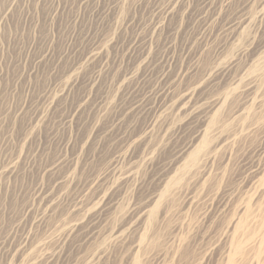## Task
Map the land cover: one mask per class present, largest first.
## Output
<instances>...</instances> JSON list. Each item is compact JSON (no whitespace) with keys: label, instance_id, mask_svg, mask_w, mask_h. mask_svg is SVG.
Segmentation results:
<instances>
[{"label":"rangeland","instance_id":"obj_1","mask_svg":"<svg viewBox=\"0 0 264 264\" xmlns=\"http://www.w3.org/2000/svg\"><path fill=\"white\" fill-rule=\"evenodd\" d=\"M262 232L264 0H0V264H264Z\"/></svg>","mask_w":264,"mask_h":264},{"label":"bare ground","instance_id":"obj_2","mask_svg":"<svg viewBox=\"0 0 264 264\" xmlns=\"http://www.w3.org/2000/svg\"><path fill=\"white\" fill-rule=\"evenodd\" d=\"M188 89V88H187ZM193 91V90H192ZM195 91V90H194ZM193 91V92H194ZM184 92V91H183ZM182 92V93H183ZM167 93V92H166ZM173 93V92H172ZM165 95V94H164ZM192 93H190V92H184L182 95H180V97H178V98H176L174 95L172 96V97H165L166 99L164 100V102H163V106H167V108H166V110H167V112H169L168 110H171V111H179V110H181L182 109V107H183V104L185 105V103H183L185 100H188L187 102V104H191V99H192ZM197 96V95H196ZM195 97V96H194ZM195 99V98H194ZM222 99V98H221ZM203 100H205V99H203ZM206 100H207V98H206ZM193 101V100H192ZM221 101V100H220ZM202 102V101H201ZM214 103V102H213ZM196 104H197V102H195V103H193L192 104V106H196ZM162 105V104H161ZM207 105V104H206ZM199 106V105H198ZM160 107V106H159ZM212 107V106H211ZM161 108V107H160ZM208 109H210L209 107H208ZM184 110H186V109H184ZM199 110H200V107H199ZM161 111V110H160ZM165 111V110H164ZM192 112V111H191ZM203 112V111H202ZM195 113V112H194ZM197 113V112H196ZM186 114V113H185ZM159 116V115H158ZM158 116H156V118L157 119H160V117L158 118ZM192 116V115H191ZM207 116V115H206ZM184 117V116H183ZM196 117V116H195ZM165 118V117H164ZM197 118V117H196ZM204 118V117H203ZM198 119V118H197ZM155 121V120H154ZM201 123H202V121H201ZM209 123V122H208ZM211 123V122H210ZM206 124V123H205ZM202 125H204V123L202 124ZM210 125V124H209ZM207 126V125H206ZM200 127V126H199ZM198 127V128H199ZM204 128V127H203ZM205 129V128H204ZM206 130V129H205ZM204 130V131H205ZM203 131V132H204ZM207 131V130H206ZM194 132H195V130H194ZM202 132V131H201ZM208 133V132H207ZM198 134V133H197ZM202 151V149L201 150H195L192 154H191V157L189 158L190 159V161H192V162H194L195 161V159H197V157L200 155V153H202L203 154V152H204V150H203V152H201ZM179 158V157H178ZM199 158V157H198ZM180 159V158H179ZM176 162V161H175ZM191 163V162H190ZM189 162H187L186 164H184L182 167H180V169L178 170V172L176 173L177 175H175L174 176V178H172V180H171V182L170 183H166L167 185H169V184H171V183H173V181L175 182V180H176V178H178L177 176L179 175V174H185L186 172H185V170H188L189 169V164H190ZM176 164V163H175ZM171 168V167H170ZM191 169V168H190ZM169 170V169H168ZM173 172V171H172ZM188 173H189V171H188ZM120 175H121V173H120ZM166 175V174H165ZM164 175V176H165ZM186 175V174H185ZM128 176V175H127ZM126 176V177H127ZM118 178V177H117ZM120 178V177H119ZM122 178V177H121ZM164 180V179H163ZM167 180V179H166ZM171 186V185H170ZM167 187V186H166ZM168 188V187H167ZM100 194V193H99ZM158 194V193H157ZM156 194V195H157ZM163 194V193H162ZM165 194V193H164ZM103 196V195H102ZM154 196V195H153ZM97 197V196H96ZM105 197V196H104ZM152 197V196H151ZM158 197V196H157ZM163 197V196H162ZM100 198V197H99ZM156 198V197H155ZM103 199V198H102ZM97 200H98V198H97ZM106 200V199H105ZM104 200V201H105ZM99 201V200H98ZM102 201V200H101ZM101 201H99V202H101ZM150 202H152V201H149V202H144L145 204H143V205H141L139 208H137L134 212H133V214H132V216H131V219H134V222L135 223H137V222H142V221H145L146 219H149V217L151 216V214H152V211L153 210H151L150 208H149V206L151 205L150 204ZM88 203V202H87ZM95 203V202H94ZM93 203V204H94ZM99 203L97 202V203H95V205L97 206ZM101 204V203H100ZM94 206V205H93ZM100 206V205H99ZM98 207V206H97ZM138 207V206H137ZM86 211V210H85ZM90 211V210H89ZM127 211H128V209H127ZM130 213V212H129ZM125 215V214H124ZM123 215V216H124ZM86 218V217H85ZM149 222V221H148ZM132 224V223H131ZM133 225H135V224H133ZM138 226V225H137ZM71 228H70V230H73V229H75L76 227H77V223L76 224H73L72 226H70ZM130 230V229H129ZM65 231V230H64ZM128 231V230H127ZM131 231V230H130ZM69 232V231H68ZM113 232V231H112ZM114 233V232H113ZM263 233V232H262ZM245 234V233H244ZM264 234V233H263ZM126 234L124 235V234H121V233H119V234H116V233H114L113 235H112V238H113V240L114 241H116V242H118V241H121V242H123L126 238ZM248 237V236H247ZM109 240H110V238H109ZM264 240V239H263ZM111 241V240H110ZM143 241V240H142ZM141 241V242H142ZM109 243H111V242H109ZM114 243V242H113ZM241 243V242H240ZM239 243V244H240ZM134 243H132V245H133ZM143 244V243H142ZM250 244V243H249ZM252 244V243H251ZM138 246H139V244H138ZM235 247H237V246H235ZM20 248V247H19ZM133 248V247H132ZM232 249V248H231ZM237 250V249H236ZM237 253H238V251H237ZM30 256V255H29ZM235 256H237V254L235 255ZM234 257V256H233ZM29 262V261H28Z\"/></svg>","mask_w":264,"mask_h":264}]
</instances>
